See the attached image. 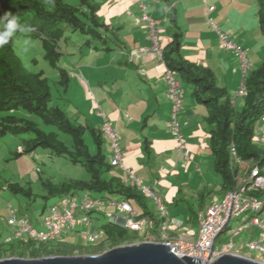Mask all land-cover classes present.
Returning <instances> with one entry per match:
<instances>
[{
    "label": "trees",
    "instance_id": "1",
    "mask_svg": "<svg viewBox=\"0 0 264 264\" xmlns=\"http://www.w3.org/2000/svg\"><path fill=\"white\" fill-rule=\"evenodd\" d=\"M101 7L94 0H79L76 6L63 0H0V17L11 13L23 22L26 29L24 35L40 41L43 59L57 69L60 76L58 83L66 91L75 72L58 64L63 55L59 42L65 29L86 36L78 49L82 51L83 47L88 48L89 60L81 66H87V72L101 78L106 75L101 65L109 53L121 45L116 29L99 16ZM172 21L175 23V15L171 16ZM258 24L264 34V0H259ZM181 37L179 32L171 34L170 42L162 50V61L181 83L194 85V100L207 110L204 121L208 126V147L213 171L221 180L219 186L223 195L228 190L240 187L252 166H257L259 174H264L261 169L264 166V150L254 140L256 125L264 113V64L251 69L243 78L244 94L238 106L237 101L232 102L226 88L217 84L209 68L182 57L179 49ZM97 42L101 45H97ZM52 101L48 79L42 71L26 70L11 38L0 47V139L23 136L21 150L14 153V158L42 149L48 158L63 157L72 165L80 166L86 176L56 179L55 174L44 175L45 170L38 163L34 171L27 173L28 179L24 185L5 181L0 185V190L5 188L15 195L27 197L31 204L27 202L26 206L43 200L40 215L62 197L79 192H96L101 195L95 198L102 199L112 195L131 206L134 202L141 208L139 217L151 219L156 228L161 222L158 212L149 209L147 198L139 186L131 179L125 181L124 177L116 175L113 168L117 167L110 164L111 154L108 156L105 150L106 137L101 130V126L107 123L105 117L96 115L103 122L91 125L83 115H79L81 119H74ZM85 133L90 138L89 142ZM147 147L145 144V149ZM232 149L238 162L233 159ZM35 183L37 191L33 190ZM246 194L262 196L261 191ZM192 216L197 221V213L192 212ZM100 228L104 231V237L95 243L74 242L75 234L69 237L61 235L48 241L33 240L25 234L20 238L0 239V259L14 257L16 251L19 253L16 257L20 258L96 254L147 239L153 234L148 228L142 235L139 234L142 231L110 222L103 223ZM47 242H53L54 246L47 248Z\"/></svg>",
    "mask_w": 264,
    "mask_h": 264
},
{
    "label": "crops",
    "instance_id": "2",
    "mask_svg": "<svg viewBox=\"0 0 264 264\" xmlns=\"http://www.w3.org/2000/svg\"><path fill=\"white\" fill-rule=\"evenodd\" d=\"M100 4L99 16L116 29L121 43L114 51L115 56L110 52L101 68L112 82H123L128 78L129 85L127 89L115 88L114 97L105 98L102 102L101 95L90 92L92 85L83 76V69L87 66H82L80 73L72 75L85 87L86 97L92 98L93 112L96 107L100 108L105 121L115 129L124 168L139 179L142 185L155 191L163 203L176 201L174 191L181 194L177 187H195L199 197L201 187H211L205 178L204 169L207 173L213 171L208 147V126L204 121L207 110L201 106L184 104L179 111L180 130L190 149V160L186 162L169 133L166 117L170 108L164 79L165 64L155 52L139 53V49L151 46L150 34L141 15L145 12L157 22L158 51L170 42L173 32H179L182 34L180 54L185 60L209 68L219 86L224 88L226 86L222 83L229 75H233L238 88L241 79L239 61L232 52L220 47L216 33L207 23V7H214L210 16L223 33L245 50L250 69H253L264 64V34L258 24L259 0H102ZM173 15L175 23L171 22ZM102 84L99 80L93 86L102 89ZM105 94L108 95V91ZM105 101L106 105L103 104ZM94 116L100 120V125L103 120L96 116V112ZM145 144L148 146L146 149ZM117 169L119 172L115 174L127 179L126 171ZM145 170L150 173L149 177H146ZM153 172L158 176L155 177ZM159 187L171 188L173 191L162 194ZM198 201L197 214L215 200L208 205L203 204L199 198ZM187 216L186 221L191 219V215ZM186 221L184 227L189 224ZM250 229L258 234L257 228ZM180 232L187 240L196 237L195 228H186ZM258 257V260L264 261L259 254Z\"/></svg>",
    "mask_w": 264,
    "mask_h": 264
},
{
    "label": "built area",
    "instance_id": "3",
    "mask_svg": "<svg viewBox=\"0 0 264 264\" xmlns=\"http://www.w3.org/2000/svg\"><path fill=\"white\" fill-rule=\"evenodd\" d=\"M212 9L213 7H210V10ZM208 21L217 32L220 46L234 52L239 58L241 70L244 74L248 68V62L242 48L229 40L227 35L219 32L211 19ZM149 27L152 40L149 51L155 52L157 57L161 59L160 51L157 48L154 24L150 22ZM164 79L167 86V98L170 102L169 132L180 155L185 161H188L190 150L180 133L177 121L183 91L171 70H165ZM243 94L244 86L241 83L236 97ZM98 115H102V113L99 112ZM102 129L111 141L110 164L125 169L121 162V152L117 146V135L114 129L106 124L103 125ZM255 140L264 150V113L256 125ZM232 154L234 161L238 162L233 149ZM127 173L129 178L139 186L141 193L153 202L161 222L155 228L151 219L147 217L140 218L139 213L129 203L116 201L112 205L116 207L117 214H109L110 223L136 231H143L144 228H148L153 231V234L149 237L150 240L166 244L178 257L188 256L201 263L211 261L222 254L240 255L239 248L231 238L238 236L243 230L255 227L258 229V238L248 240L241 245L247 251H255L260 257H264V215H261V213H264V174H259L257 166H252L240 187L226 191L220 200L213 201L198 214L196 237L190 240L184 239L180 235V231L184 229V221L168 217V212L158 194L142 185L141 181L128 171ZM255 191H261L263 198L246 194ZM104 204L103 199L93 198L87 193H83L79 201L75 196L62 197L57 203L51 205L41 217H36L33 213L35 222L42 229H36L33 226L32 213L27 206H24V211L19 215L14 210H10L6 216V221L11 226L14 238H20L25 234L33 240L48 241L72 233L77 234L79 239L85 243H95L103 239L104 231L98 227L91 213L104 206ZM78 213H80V216ZM245 214L247 216L239 221L237 226L231 225L233 219H239ZM222 233L230 236V241L218 243L217 240Z\"/></svg>",
    "mask_w": 264,
    "mask_h": 264
},
{
    "label": "rangeland",
    "instance_id": "4",
    "mask_svg": "<svg viewBox=\"0 0 264 264\" xmlns=\"http://www.w3.org/2000/svg\"><path fill=\"white\" fill-rule=\"evenodd\" d=\"M65 3H69L71 5H78L79 0H63ZM97 3H100L102 0H94ZM102 19V18H101ZM22 25L23 22L19 21ZM26 34V31L24 32H17L15 36H13L14 40V49L16 54L19 56L23 66L28 70L29 72H39L42 71L44 76L48 79V84L50 87V91L53 98V103L57 106H59L61 109H63L70 117H73L74 119L82 118L79 115H83L84 118L89 121L91 125H98L100 122L99 119H97L94 116L93 109L91 107L92 98L86 97V91L85 87L80 83V81L75 78L73 75L70 78V83L68 86V89L66 91L63 90L62 86L58 83L60 76L56 68L50 66L47 61L43 59V50L41 47V43L38 39L32 38L29 36L24 35ZM86 38L85 35H82L77 32H71L69 29H65L63 32V37L59 42L60 51L63 53L61 58L59 59V66L66 68L67 70L71 72H78L80 73V70L83 68L81 65L88 61V48H84L81 51L78 49V47L82 46V42ZM97 45H101L97 42ZM81 51V52H80ZM95 52V51H92ZM87 56V58H86ZM112 56H115L114 52ZM77 66V67H76ZM79 67V69H78ZM86 69H83V76L87 79V82H90L92 85L90 92L97 94L100 96V101L103 99H111L114 97V91L115 88L119 89L124 87V89H127V86L129 85L127 83L128 78H126V81H118L117 83H114L111 81L109 75H104L103 78H99L96 75L88 74L86 72ZM69 72V73H71ZM74 73V74H75ZM73 74V73H72ZM101 81L102 89L100 87H97L96 84L97 81ZM218 84V81H216ZM222 83V82H221ZM226 86L228 94L232 96L237 88V84L235 81V77L233 75H229V78H226V80L222 83ZM181 87L183 90V98H182V105L189 104V105H196L198 107L205 108L203 104L197 103L193 96L192 92L194 91V85L192 84H186L185 82L181 83ZM108 91V95L104 93ZM105 94V95H104ZM126 97V96H125ZM238 99V106L239 101ZM103 102V101H102ZM104 105L107 104L105 101L103 103ZM169 108H170V102H169ZM181 110V109H180ZM78 115V116H77ZM180 112L177 115V119L180 121ZM167 121L170 122V112L167 115ZM85 138L87 141H90V138L87 133H85ZM21 138L23 136H6L0 139V185L4 184L5 181L10 182H18L19 184L24 185L25 182L28 179L27 173L29 171H34L36 165L39 163V167L45 170L44 175H53L55 174L56 179H66V178H84L86 176L85 171L78 165H72L71 163L67 162L65 158H48L47 154L44 150L38 149L33 153L29 154H23L21 156H18L17 158H14V153L20 150L22 141ZM105 150L107 154L109 155L111 153V148L109 145V140L105 138ZM53 160V161H52ZM43 162V163H41ZM211 168V167H209ZM262 170H264V166L261 167ZM114 172H119L117 168H113ZM113 172V173H114ZM145 172L146 177L150 176V173H148L146 170ZM123 174V172H121ZM120 173V174H121ZM205 178L210 182L211 187L203 188L201 187L199 192L200 196L197 197V188L195 187H177L181 190V194H177L176 191H174L173 196L175 197L176 201L169 203L168 201L163 203L166 210L168 211V217H176L182 221H186L188 218L187 215H191V219L186 221L189 223L188 225L184 227L186 228H195L197 230V221L194 219L192 214L190 212H196L199 209V201L198 198L203 201V204L208 205L210 201L212 200H220L222 193L220 192V186L221 183L220 177L217 176L212 170H210L208 173L204 169ZM153 175L157 177L153 172ZM164 183V182H163ZM145 180V185H146ZM33 190L37 191V184H33ZM162 194H170L172 193L173 189H169L167 187H159ZM90 196L92 197H99L101 194L96 192H89ZM83 193L79 192L76 194V198L78 201L82 198ZM263 198V196H261ZM119 197L116 196H108L107 198H103V201H105L104 206L99 207L96 211L92 213V216L98 225L100 227L103 223H106L109 221V214L115 215L116 207L112 204H114L116 201H119ZM147 205L150 210L156 211L155 205L151 200H146ZM30 203V199H28L25 196L22 195H15L11 193L9 190L3 188L0 190V210L2 209V212H0V239L3 240L5 238H11L13 236L11 232V226L7 223L5 215H7V211L9 208H12L15 210V212L19 215L24 211L25 203ZM50 202V201H49ZM31 204V203H30ZM132 208L136 210L138 213L141 212V208L136 205L134 202L131 203ZM201 204V203H200ZM43 205V200H37L35 203H32L31 206H28V210L32 213V224L37 229H42V227L38 226V224L35 222L33 213L35 216H40V211ZM190 209V211L188 210ZM170 212V213H169ZM6 213V214H5ZM80 216V213H78ZM261 215H264V213H261ZM247 214L241 216L239 219H233L231 222L232 226H237L239 224V221H242ZM82 228V227H81ZM79 228V229H81ZM91 230V229H89ZM147 231V228H144L142 232L139 234H142ZM251 231V232H250ZM248 232L250 234L248 235ZM250 228L243 230L238 236L231 238L236 244L237 248H239V253L244 256H249L254 259H259L257 252H250L247 251L245 248L242 247V243L250 240H254L258 238L257 233H253ZM151 235V233L149 232ZM65 236H74L72 233H68ZM140 238V236H139ZM143 239V238H140ZM74 242H78L79 237L77 234H75V237L73 238ZM230 241V236L226 235V233H222L217 242L218 243H224ZM134 243V242H133ZM15 245V242L13 243ZM129 244V243H128ZM45 246L47 248H51L54 246L53 242H47L45 243ZM219 246L218 244L216 245ZM4 247V246H3ZM34 248V247H33ZM20 250V248H19ZM19 253L16 251L15 256L16 257ZM79 255V254H78ZM260 256V255H259ZM263 257H261L262 259Z\"/></svg>",
    "mask_w": 264,
    "mask_h": 264
},
{
    "label": "water",
    "instance_id": "5",
    "mask_svg": "<svg viewBox=\"0 0 264 264\" xmlns=\"http://www.w3.org/2000/svg\"><path fill=\"white\" fill-rule=\"evenodd\" d=\"M0 264H264V261L227 253L201 263L188 256H176L166 244L140 241L112 247L100 254L7 257L0 259Z\"/></svg>",
    "mask_w": 264,
    "mask_h": 264
},
{
    "label": "clouds",
    "instance_id": "6",
    "mask_svg": "<svg viewBox=\"0 0 264 264\" xmlns=\"http://www.w3.org/2000/svg\"><path fill=\"white\" fill-rule=\"evenodd\" d=\"M210 7H213V6H208L207 7V23L209 24V26L212 28V26L210 25V23H209V19H211L212 21H213V23H214V25L216 26V28H217V30L219 31V32H221V33H223L219 28H218V26L216 25V23H215V21H214V19L210 16V13L214 10V7H213V9L212 10H210ZM142 10H144V7L142 6ZM144 17H146V19H144ZM141 19H142V21L146 24V26H147V29H148V31H149V34H150V40H151V31H150V27H149V24H150V22H152L153 24H154V29H155V36H156V41H157V47H159L158 46V33H159V28H158V25H157V22L153 19V18H151L149 15H147L145 12H143L142 13V16H141ZM26 29H25V26L24 25H22L21 23H19V21H18V18L16 17V16H13L11 13H5L2 17H0V47H2L3 45H5V44H7L8 42H9V40L13 37V36H15V34L17 33V32H24ZM27 30H31V29H27ZM212 30L216 33V36H217V39H218V35H217V32H216V30H214L213 28H212ZM225 35H227L226 33H224ZM227 37H228V39L229 40H231L232 41V39H230L229 38V36L227 35ZM233 42V41H232ZM218 43H219V40H218ZM233 43H235V42H233ZM235 44H237V43H235ZM151 45H152V40H151ZM220 45V44H219ZM237 45H239V44H237ZM240 46V45H239ZM151 47V46H150ZM150 47L147 49V48H142V49H139L140 50V52L139 53H143V54H145V53H154L153 51H149V49H150ZM221 47V46H220ZM241 47V46H240ZM222 48V47H221ZM242 48V47H241ZM222 49H224V48H222ZM224 50H226V49H224ZM242 50H243V52H244V54H245V57H246V59H247V62H248V68H247V70L245 71V73L243 74L242 73V70H241V79H240V84L242 83L243 84V78L246 76V74L251 70L250 69V62H249V60H248V57H247V55H246V52H245V50L242 48ZM227 51H230V50H227ZM230 52H232V51H230ZM233 54H234V52H232ZM160 54H161V59L160 60H162V50H160ZM235 55V54H234ZM236 56V55H235ZM237 57V56H236ZM237 59H238V61H239V58L237 57ZM239 64H240V61H239ZM167 68L165 67V70H166ZM240 69H241V64H240ZM165 72V71H164ZM174 74V73H173ZM174 76L176 77V75L174 74ZM177 78V77H176ZM177 80L179 81V83H180V86H181V82H180V80L177 78ZM240 84H239V86H238V88L240 87ZM238 88H237V90H236V92H235V94L232 96V98H231V100H232V102L233 103H235L239 98H241L243 95H241V96H237L236 97V93H237V91H238ZM181 89H182V87H181ZM183 91V90H182ZM167 94V93H166ZM183 98V97H182ZM168 99V98H167ZM169 101V100H168ZM182 103V102H181ZM182 105V104H181ZM180 109H181V106H180ZM180 109H179V111H180ZM179 111H178V113H179ZM96 115H98V113L99 112H101L102 113V115H98V116H102V117H104V114H103V112H102V110L99 108L98 109V107H96ZM178 115V114H177ZM177 121H178V119H177ZM178 123H179V121H178ZM106 125H108L109 127H111L112 129H114L112 126H110L108 123H105ZM104 125V124H103ZM103 125L101 126V130H102V132H103V134L105 135V137H106V139H108L109 140V145L111 144V141H110V139H109V137L106 135V133L103 131V129H102V127H103ZM179 129H180V123H179ZM114 131H115V129H114ZM115 133H116V131H115ZM170 133V132H169ZM180 133H181V130H180ZM182 134V133H181ZM116 135H117V133H116ZM184 137V136H183ZM117 139H118V136H117ZM185 139V138H184ZM254 140H255V134H254ZM186 141V140H185ZM255 142H256V140H255ZM257 143V142H256ZM187 144V143H186ZM118 146V145H117ZM187 146H188V144H187ZM110 148H111V145H110ZM188 149H189V147H188ZM20 150H21V147H20ZM19 150V151H20ZM112 150V149H111ZM190 150V149H189ZM111 155H112V151H111ZM184 159V158H183ZM189 160H190V157H189ZM188 160V161H189ZM188 161H186V162H188ZM121 162H122V159H121ZM122 165H123V163H122ZM112 166V165H111ZM113 167H117V166H113ZM124 167V166H123ZM117 168H119V167H117ZM123 170H125L126 171V173H127V169L125 168V169H123ZM129 172V171H128ZM130 173V172H129ZM128 174V173H127ZM130 174H132V173H130ZM127 177V176H126ZM128 177H129V174H128ZM127 177V178H128ZM127 179H125V181H126ZM146 187V186H145ZM139 188V187H138ZM140 189V188H139ZM141 191V190H140ZM153 191V190H152ZM155 192V191H154ZM82 193H87V192H82ZM156 193V192H155ZM88 194V193H87ZM157 194V193H156ZM88 195H90V194H88ZM73 196H75V195H73ZM159 196V195H158ZM65 197H69V196H65ZM76 197V196H75ZM92 197V196H91ZM146 197V196H145ZM160 197V196H159ZM93 198H95V197H93ZM147 198V197H146ZM161 198V197H160ZM99 199V198H98ZM100 199H102V198H100ZM148 199V198H147ZM148 200H150V199H148ZM162 201V200H161ZM57 203V202H56ZM163 203V202H162ZM55 204V203H54ZM164 205V204H163ZM26 206V205H25ZM28 207V206H27ZM50 207V206H49ZM48 207V208H49ZM165 207V206H164ZM208 207V206H207ZM47 208V209H48ZM166 209V208H165ZM205 209V208H204ZM203 209V210H204ZM202 210V211H203ZM10 211V210H9ZM9 211H8V213H9ZM47 211V210H46ZM46 211H44L39 217H41ZM168 212V211H167ZM201 212V211H200ZM199 212V213H200ZM7 213V214H8ZM93 213V212H92ZM92 213H91V216H92ZM198 213V214H199ZM198 214H197V216H198ZM7 216V215H6ZM37 217V216H36ZM93 217V216H92ZM6 218V217H5ZM109 222V221H108ZM198 222V221H197ZM116 225V224H115ZM41 227V226H40ZM37 229V228H36ZM11 232H12V230H11ZM65 236V235H64ZM12 238H14L13 236H12ZM80 240V239H79ZM140 241H151V242H155V241H152V240H150V238H147V239H144V240H137L136 242H140ZM136 242H134V243H136ZM158 243H160V242H158ZM130 244V243H129ZM109 249V248H108ZM107 250V249H106ZM96 254H100V253H96ZM76 255H78V254H76ZM85 255H87V254H85ZM89 255V254H88ZM241 255V254H240ZM244 256V255H243ZM264 258V257H263ZM254 259V258H253ZM257 260V259H256ZM259 261H262V260H259Z\"/></svg>",
    "mask_w": 264,
    "mask_h": 264
}]
</instances>
